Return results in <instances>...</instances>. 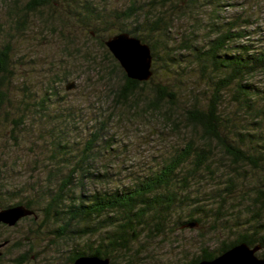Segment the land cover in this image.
Masks as SVG:
<instances>
[{"label": "trees", "instance_id": "trees-1", "mask_svg": "<svg viewBox=\"0 0 264 264\" xmlns=\"http://www.w3.org/2000/svg\"><path fill=\"white\" fill-rule=\"evenodd\" d=\"M3 1L9 2L8 13L13 17L5 31L10 39L0 44V95L4 94L3 86L11 88L15 84L13 79L21 77L14 71L20 58H16L11 38L16 32H30L33 25L29 17L38 16L42 21V24L39 22L41 32L44 28L46 32H53L60 27L68 55H82L88 69L98 70L103 78L119 75L121 82L112 91L118 105L138 107L139 101L145 100L144 112H158L175 126L181 121L172 114L179 111L185 125L194 132L160 167L142 178L129 184H115L112 188L88 190L89 182L107 180V185L111 182L108 169L91 170L93 155L111 147L110 140L105 142L103 135L105 125L95 129L84 143H69L63 136L65 130L53 125L50 147L44 149L47 153L42 163L44 176L40 174L31 182L30 189H12L10 184L0 182V209L23 204L34 212L19 221L31 219L34 223L42 213L39 224L42 229L36 230L28 242L48 230L45 235L53 245L84 240L81 248L68 256L70 264L80 256L92 255L109 258L112 264H144L139 259L148 254V247L138 249L135 245L144 236L152 242L168 235V225L179 212L178 205L181 207L191 200L195 204L184 211L188 219L182 220L179 214L176 227H191L202 233L203 225L212 217L229 234L217 236L215 248L200 234L203 242L199 250L191 259L175 264L214 259L243 242L250 246L260 244V257H264V95L248 81L264 71V44L250 43L252 38L248 36L252 31L243 28L250 24L248 19L238 15L233 20L220 22L218 9L223 0H132L120 10L109 9V0ZM209 7L213 20L208 21L206 30L202 29L209 32L206 37H195V29L179 39L175 36L174 23L178 18ZM71 25L85 31L89 42H97L104 57L88 42L82 47L75 44L65 32ZM120 32H129L151 47L153 74L149 80L129 78L109 50L106 40ZM193 77L202 79L203 89L195 93V102L189 105L181 101L179 91ZM67 78L64 72H55L46 81L42 107H37V111L48 103V108L52 107L60 99L61 90L56 84ZM32 96L36 92L28 94L30 100L25 94L21 96L19 104L23 108L14 106L10 97L3 102L0 96V136L3 123L9 117L13 120V132L20 129L21 122L26 124L28 111H33ZM8 100L6 106L4 103ZM70 116L71 112L69 118L64 117L63 124L72 119ZM244 116L248 119L242 121ZM4 172L0 167L1 177ZM253 176L257 178L251 179ZM210 179L214 184L207 194L209 200L201 201V193H192V182L202 184ZM229 196L238 200L237 206H227ZM15 199L18 201L14 202ZM192 222L197 225H186ZM6 240L0 238V241Z\"/></svg>", "mask_w": 264, "mask_h": 264}, {"label": "rangeland", "instance_id": "rangeland-1", "mask_svg": "<svg viewBox=\"0 0 264 264\" xmlns=\"http://www.w3.org/2000/svg\"><path fill=\"white\" fill-rule=\"evenodd\" d=\"M22 1L26 3L28 0ZM131 2L132 0H109L107 6L109 9L120 10L128 7ZM8 3L0 0V44H3V40L10 39V36H5L7 34L5 31H8L6 25L11 24L13 17L8 13ZM210 10L211 7L200 9L199 13L178 18L174 23L175 36L179 39L183 34H188L195 29L197 31L195 37H206L209 32L203 31L209 27L208 21L213 20ZM218 10L220 22L233 20L238 15L248 19L250 24L243 25V28L252 31L248 36L252 38L250 43L256 46L264 44V0H223ZM214 15H217V12ZM29 18V23L33 25L30 32L18 34L12 30L16 32V35L11 38L14 53L17 51L16 58H20L14 71L21 77L13 79L15 84L11 88L3 86L4 94L0 96H3V102L5 98L10 97V102L17 107H21L19 100L22 95L25 94L29 100V93L36 92V96H32L33 111H28L29 117L26 119V124L22 125L21 122L19 130L12 131V117L8 118V122L3 123L5 126L0 136V167L1 171L5 172L3 177L0 176V182L3 180L10 184L12 189L21 187L30 189L29 184L37 180L44 172L42 163L47 156L44 149L50 147L48 144L51 142L53 125H58L56 127H62L65 130L63 136L69 140V143H84L92 136L95 129L105 125L103 135L106 138L105 142L110 140L111 147L103 148L101 153L93 155L91 170L98 172L108 169V178L111 182L109 185L107 180L89 182L88 190L112 188L115 184H129L142 178L160 167L194 133L191 127L185 125L186 121L184 122L179 111H175V115L172 114L173 118L177 116L181 121L175 126L158 112L155 114L152 110L144 112L142 108L145 107V100L139 101L138 107L125 108L118 105L112 92L121 82L117 73L113 78H103L97 73L98 70H89L88 63L82 55L71 56L64 50L66 39L60 27L53 32H46L44 28L41 32L42 21L39 17L30 15ZM12 24L15 25L14 22ZM65 32L78 46L82 47L83 43L88 42L90 46L97 49L96 53L104 57L103 50L99 49L97 42H89L87 34L79 26L71 25ZM55 72H64L68 75L67 79L56 84L61 90V97L52 107L48 108V103V106L37 111V107H42L40 106L41 96L45 91L46 81H50ZM69 81L75 82L74 88L66 89ZM248 81L259 87L264 95V71H259L253 78H248ZM17 84H19L18 87ZM183 87L184 89L179 91V98L183 103L193 105L195 93L203 89V81L198 77L189 78ZM262 101L264 102V99ZM5 102L7 106L9 100ZM167 107V105L163 107V110ZM70 112L72 119L64 121L65 124H63L64 117L67 115L69 118ZM245 119H248L247 116L241 120L245 121ZM256 178L257 176H253L251 179ZM213 184L214 180L211 179L202 184L194 181L192 193H201L203 198L200 199L201 201L209 200L207 194ZM227 200L229 201L227 206L231 204L237 206L238 200L234 196H229ZM191 204H195L194 201H186L181 207L178 205L179 212H176L168 225V235L163 238L157 237L152 242L146 241L145 238L148 236H144L141 243L135 245L138 249L148 247V254L143 255L139 259L140 262L144 264L179 263L191 259L193 253L199 250L203 242L200 234H203L204 239L210 242L211 248L217 246V236L224 237L229 234L224 231L225 227L222 224H215L212 217L203 225L202 233L191 227L183 229L176 227L175 221L179 214L182 215V220L188 219L184 211H187ZM39 215L40 219L37 223L31 219H25L14 226L0 227V238L10 240V243L3 248L4 256L0 264H66L71 251L81 248L83 239L82 242L77 239L53 245L45 235L48 230H43L37 239L28 242V239L34 238L36 230L42 229L39 225L42 213ZM56 225H51V228ZM257 255L260 256V250L257 251Z\"/></svg>", "mask_w": 264, "mask_h": 264}, {"label": "water", "instance_id": "water-1", "mask_svg": "<svg viewBox=\"0 0 264 264\" xmlns=\"http://www.w3.org/2000/svg\"><path fill=\"white\" fill-rule=\"evenodd\" d=\"M109 50L119 61L127 76L139 81L149 80L153 74V56L151 47L141 38L129 32L114 34L106 40ZM75 82L67 83L66 88L75 87ZM34 211L23 204L13 205L0 209V223L14 226L21 218L32 214ZM187 226H196L197 223H189ZM7 241L0 243V257L3 254L2 247ZM261 245L250 246L243 242L237 244L214 259H203L196 264H264V257L257 255ZM73 264H112L109 258L99 256H80Z\"/></svg>", "mask_w": 264, "mask_h": 264}, {"label": "flooded vegetation", "instance_id": "flooded-vegetation-1", "mask_svg": "<svg viewBox=\"0 0 264 264\" xmlns=\"http://www.w3.org/2000/svg\"><path fill=\"white\" fill-rule=\"evenodd\" d=\"M31 216V215H30ZM23 218H25V217H23ZM18 224V222L15 224V225H17ZM6 225H8V224H6ZM1 226H4L2 223H0V227ZM7 241V243L2 247V250H3V248L5 247V246H7L9 243H10V240L8 239V240H6ZM2 242H5V241H0V243H2ZM3 253H4V250H3ZM34 256V255H33ZM66 264H69L68 262L66 263Z\"/></svg>", "mask_w": 264, "mask_h": 264}]
</instances>
